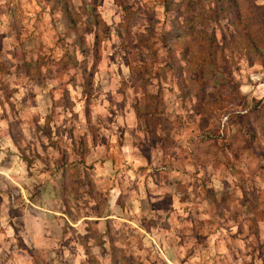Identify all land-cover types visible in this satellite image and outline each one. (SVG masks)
Wrapping results in <instances>:
<instances>
[{"label": "rangeland", "instance_id": "374dc122", "mask_svg": "<svg viewBox=\"0 0 264 264\" xmlns=\"http://www.w3.org/2000/svg\"><path fill=\"white\" fill-rule=\"evenodd\" d=\"M263 14L0 0V264H264Z\"/></svg>", "mask_w": 264, "mask_h": 264}, {"label": "trees", "instance_id": "16d2710c", "mask_svg": "<svg viewBox=\"0 0 264 264\" xmlns=\"http://www.w3.org/2000/svg\"><path fill=\"white\" fill-rule=\"evenodd\" d=\"M166 7L168 6V4L166 3V5H165ZM261 15H262V13H261ZM264 15V14H263ZM167 36H171L172 37V33L171 32H168V34H167ZM206 59H210L208 56H207V58ZM262 63V65H264V61H262L261 62ZM215 66H216V64H215Z\"/></svg>", "mask_w": 264, "mask_h": 264}]
</instances>
